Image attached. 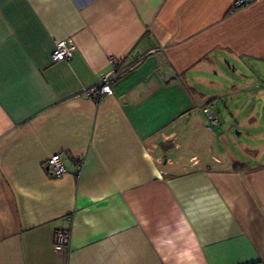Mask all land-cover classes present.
Segmentation results:
<instances>
[{"label": "crops", "instance_id": "obj_1", "mask_svg": "<svg viewBox=\"0 0 264 264\" xmlns=\"http://www.w3.org/2000/svg\"><path fill=\"white\" fill-rule=\"evenodd\" d=\"M234 1L0 0V264H264V140L210 154L264 131V0ZM108 57L140 60L94 103Z\"/></svg>", "mask_w": 264, "mask_h": 264}, {"label": "built area", "instance_id": "obj_2", "mask_svg": "<svg viewBox=\"0 0 264 264\" xmlns=\"http://www.w3.org/2000/svg\"><path fill=\"white\" fill-rule=\"evenodd\" d=\"M245 5V1L243 0H235L233 2L232 7L238 8ZM75 51V45L73 44V41L71 39L57 42L54 44V49L51 53V59L54 63L62 62V61H69L71 57L73 56V52ZM140 59L137 58V61ZM107 61L109 63V66L112 67V70H110L108 73L102 75L100 78H98V82L96 85L85 89L83 92L84 97L88 98L94 103H98L102 101L107 96L113 95V87L114 85L122 78V76L128 71L131 70L132 67H130L127 70H119L117 66H119V63L116 59L113 57H108ZM135 63H138V62ZM204 114L207 118V131H212L213 127L218 125V119L216 116L215 111L213 109H210L209 107H206L203 109ZM46 172L52 177V178H59L62 177L64 174H66V168L63 166L62 160L60 155H52L50 156L46 162L45 165ZM69 233L64 230H57L54 233L53 236V251L56 253L62 252L69 243Z\"/></svg>", "mask_w": 264, "mask_h": 264}, {"label": "rangeland", "instance_id": "obj_3", "mask_svg": "<svg viewBox=\"0 0 264 264\" xmlns=\"http://www.w3.org/2000/svg\"><path fill=\"white\" fill-rule=\"evenodd\" d=\"M235 115V111H230L227 115ZM238 113H236L237 116ZM221 120V119H220ZM225 121V120H223ZM222 122V120H221ZM242 123V122H241ZM255 129L253 128H245L240 125L239 127L227 126L226 128H222L219 132H213L212 136V146H210V154H212L215 158L220 159L222 162H233V163H243L250 164L255 163L258 152V147L255 146L254 150L250 148L251 142L256 140L258 142H263L264 140V131L260 136L249 137L248 134L253 133ZM240 135H238V134ZM248 133V134H247ZM251 135V134H250ZM261 147V143L257 144ZM248 148L247 153H244L245 148Z\"/></svg>", "mask_w": 264, "mask_h": 264}, {"label": "trees", "instance_id": "obj_4", "mask_svg": "<svg viewBox=\"0 0 264 264\" xmlns=\"http://www.w3.org/2000/svg\"><path fill=\"white\" fill-rule=\"evenodd\" d=\"M135 64H138V63H135V62H134V64H133V65H131V66H134ZM128 69H129V68H128ZM128 71H129V70H128Z\"/></svg>", "mask_w": 264, "mask_h": 264}]
</instances>
